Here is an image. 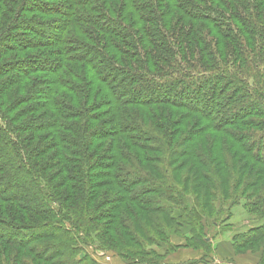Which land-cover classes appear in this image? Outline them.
Segmentation results:
<instances>
[{
	"label": "trees",
	"instance_id": "16d2710c",
	"mask_svg": "<svg viewBox=\"0 0 264 264\" xmlns=\"http://www.w3.org/2000/svg\"><path fill=\"white\" fill-rule=\"evenodd\" d=\"M61 1L0 0V264L264 251V0Z\"/></svg>",
	"mask_w": 264,
	"mask_h": 264
},
{
	"label": "rangeland",
	"instance_id": "374dc122",
	"mask_svg": "<svg viewBox=\"0 0 264 264\" xmlns=\"http://www.w3.org/2000/svg\"><path fill=\"white\" fill-rule=\"evenodd\" d=\"M65 1L66 0H62L61 2H65ZM24 16L36 18L39 15H25L24 14ZM61 17H63V15ZM56 18H60V17H56ZM47 20H51V19H47ZM134 30L137 31L138 29L134 28ZM29 33H32V31L30 29L27 31H23L24 36H26ZM21 54H23L22 57H26L28 55L27 53H21ZM13 56H15V55H13V54L10 55L8 59L15 58ZM109 142H110V140L107 141V143H109ZM47 158H50V156H47ZM58 169L59 168L55 167L56 171ZM52 171H54V169ZM246 215H247L246 211L242 207H238L234 210V217L228 222L230 224L229 227H226L227 225H225L228 223H225L224 225L221 224L215 233L214 232L209 233V235L212 237L211 245H213V252H212V254H210V256H208L206 258V261H204L203 263L200 262L201 264H217V263L222 262L220 255H222L224 253H223L222 249L220 250L222 252L218 251L219 246L222 245L221 243H223V242L230 241V237L233 236L234 233L237 232V230L241 228L240 226L247 227V226H245V224H246L245 222H249V218ZM105 222L107 223V221H104V223ZM204 225L206 227V231L208 232V224L206 225V223H205ZM171 240H172L173 245H175V246H182L185 243V241L178 236H172ZM225 247H228V246L225 245ZM182 249H188V248H182ZM228 250H229V252L226 250L225 255H222V256L227 261H231L230 264H232V262L236 263V264H261L262 259L264 258L263 249H257V250L248 249V250L240 251L239 253H237L236 248L232 246L231 248L228 247ZM84 251L85 252L81 253L80 257L90 254V256L92 258H94L99 264H108L112 261L113 258H118V262L124 263V261L119 256H117L111 252L109 254H103V253L98 252V257H97L96 256L97 254H95V251L93 250L92 247H85ZM178 251H180V249L176 250L175 252H178ZM190 251H192L191 254H193L194 253L193 251H195V250L190 249ZM198 252L200 254H202V257H203V251H198ZM174 253H172L171 255H169L167 257V259L164 261V264H172L171 262H173ZM189 261H187L185 263L182 262V263L186 264Z\"/></svg>",
	"mask_w": 264,
	"mask_h": 264
},
{
	"label": "crops",
	"instance_id": "0c3cea01",
	"mask_svg": "<svg viewBox=\"0 0 264 264\" xmlns=\"http://www.w3.org/2000/svg\"><path fill=\"white\" fill-rule=\"evenodd\" d=\"M221 244L222 245L219 246L218 251H220L222 249L223 250V253H224L222 255H225L226 250L228 252L230 250V249L228 250V247H230V248L232 247L231 246L232 245L231 244V241H226V242H223ZM225 245L228 246V247H225ZM181 249L182 248H180V251L174 253L173 262H171L172 264H180V263L182 264V262L185 263V262H187L189 260L190 261H192V260H199L202 257V254H200L198 251H193L194 253L191 254L192 251H190V249H182V250ZM220 252H222V251H220ZM222 255H220L222 262L221 263H217L216 262V263L217 264H229L228 261L226 259H224V257ZM110 263L111 264H125V263L118 262V258H113ZM110 263H108V264H110ZM234 264H236V263H234Z\"/></svg>",
	"mask_w": 264,
	"mask_h": 264
},
{
	"label": "built area",
	"instance_id": "2783aa9c",
	"mask_svg": "<svg viewBox=\"0 0 264 264\" xmlns=\"http://www.w3.org/2000/svg\"><path fill=\"white\" fill-rule=\"evenodd\" d=\"M98 257V255H96Z\"/></svg>",
	"mask_w": 264,
	"mask_h": 264
}]
</instances>
